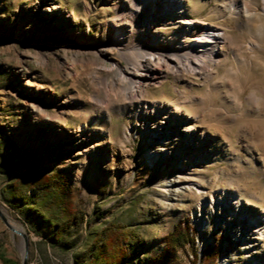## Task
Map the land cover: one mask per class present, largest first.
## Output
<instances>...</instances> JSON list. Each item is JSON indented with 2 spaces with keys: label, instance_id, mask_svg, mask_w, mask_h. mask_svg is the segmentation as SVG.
Listing matches in <instances>:
<instances>
[{
  "label": "rangeland",
  "instance_id": "obj_1",
  "mask_svg": "<svg viewBox=\"0 0 264 264\" xmlns=\"http://www.w3.org/2000/svg\"><path fill=\"white\" fill-rule=\"evenodd\" d=\"M116 1L134 3L0 0V206L28 232L29 264H76L89 230L107 222L134 229L130 264H195L189 246L167 254L176 224L192 226L196 264H264V0L250 2L256 13L244 23L224 0H188L189 19L226 29L221 61L202 74L170 72L136 100L118 94L108 68L129 66L121 51H95ZM158 101L167 108L141 105ZM184 116L189 132L161 138L169 117ZM37 175L66 178L74 202L83 199L84 218L59 243L48 222L15 207H28ZM230 195L238 206L222 209ZM258 219L246 232L245 222ZM22 249L0 218V252L22 264Z\"/></svg>",
  "mask_w": 264,
  "mask_h": 264
},
{
  "label": "bare ground",
  "instance_id": "obj_2",
  "mask_svg": "<svg viewBox=\"0 0 264 264\" xmlns=\"http://www.w3.org/2000/svg\"><path fill=\"white\" fill-rule=\"evenodd\" d=\"M224 1V9L238 16L241 23L248 22L256 13L250 5L252 0ZM118 4L116 1V6ZM190 11L193 12V9L188 0H134L133 4L124 9L117 6L115 15L100 23L102 34L108 36V39L104 44H99L95 51L119 49L129 65L122 67L116 62L108 67L117 72L118 94L136 100L144 95L147 85L162 84L170 72L178 76L186 73L202 74L221 61L224 43L228 39L226 29L204 18L189 19ZM160 25H173L179 29L175 31V36H162L158 31ZM84 42L82 40L81 44ZM77 52L86 51L79 47ZM75 63L76 60L71 56L69 64ZM141 105L154 113L158 107L163 110L167 108L165 101L145 102ZM184 123L185 116L178 122L169 117L162 131L156 134L160 132L161 138L183 136L187 130ZM187 137L191 141L195 132L187 134ZM238 204L235 196L222 199V209H233L232 205L237 207ZM262 222L263 219L255 223L245 222L246 232H254ZM242 235L243 242H247Z\"/></svg>",
  "mask_w": 264,
  "mask_h": 264
},
{
  "label": "trees",
  "instance_id": "obj_3",
  "mask_svg": "<svg viewBox=\"0 0 264 264\" xmlns=\"http://www.w3.org/2000/svg\"><path fill=\"white\" fill-rule=\"evenodd\" d=\"M31 183L34 185L35 192L28 202V207L23 208L19 203L15 207L27 214L30 222L32 219H37L34 214H37L44 223L48 222L53 230L51 236L53 243L65 240L70 228L78 225L84 218L83 211L79 206L83 199L78 197L74 202L75 190L69 185L66 178L60 181L54 175H37ZM19 199L22 200V198ZM45 203L52 207L43 210ZM35 230L39 231L38 228ZM132 234L134 235V229L115 222H107L104 226L90 229L83 250L75 255L76 264H130L133 254L128 240ZM166 244L167 254H177L189 246L192 248L191 254L195 264L199 260L192 226L189 224H176L174 229L167 234ZM64 247L69 249L68 246ZM0 260L5 264H18L1 252Z\"/></svg>",
  "mask_w": 264,
  "mask_h": 264
},
{
  "label": "water",
  "instance_id": "obj_4",
  "mask_svg": "<svg viewBox=\"0 0 264 264\" xmlns=\"http://www.w3.org/2000/svg\"><path fill=\"white\" fill-rule=\"evenodd\" d=\"M0 218L4 222V224L15 234L22 237L23 240V257L22 264H29V254H30V237L27 231H25L22 227L17 226L12 222L8 214L4 211V209L0 206Z\"/></svg>",
  "mask_w": 264,
  "mask_h": 264
}]
</instances>
